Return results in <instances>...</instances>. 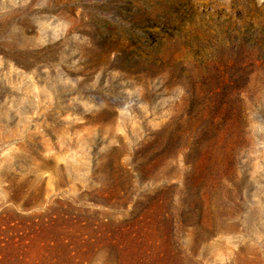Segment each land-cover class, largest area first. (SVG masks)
<instances>
[{
  "label": "rangeland",
  "instance_id": "1",
  "mask_svg": "<svg viewBox=\"0 0 264 264\" xmlns=\"http://www.w3.org/2000/svg\"><path fill=\"white\" fill-rule=\"evenodd\" d=\"M0 264H264V0H0Z\"/></svg>",
  "mask_w": 264,
  "mask_h": 264
}]
</instances>
